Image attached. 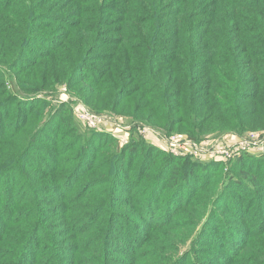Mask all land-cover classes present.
Masks as SVG:
<instances>
[{
    "label": "trees",
    "instance_id": "obj_1",
    "mask_svg": "<svg viewBox=\"0 0 264 264\" xmlns=\"http://www.w3.org/2000/svg\"><path fill=\"white\" fill-rule=\"evenodd\" d=\"M149 125L264 129V0H0V264H264V151L214 177Z\"/></svg>",
    "mask_w": 264,
    "mask_h": 264
},
{
    "label": "built area",
    "instance_id": "obj_2",
    "mask_svg": "<svg viewBox=\"0 0 264 264\" xmlns=\"http://www.w3.org/2000/svg\"><path fill=\"white\" fill-rule=\"evenodd\" d=\"M77 114L79 117L77 119L84 127L97 131L111 129H127L129 131V128L133 126L125 122V124L120 125L112 117H108L107 115L96 116L82 108L77 111ZM117 120L120 123L123 122L121 119ZM148 132L152 131L146 128L144 131L145 136ZM162 140L167 145L164 147L166 152L174 156L189 157L201 161L219 160L227 162L244 153H261L264 151V136H261L257 132H249L243 136L229 134L219 138L200 141L192 140L182 134H170L165 135ZM160 147L163 149L162 146Z\"/></svg>",
    "mask_w": 264,
    "mask_h": 264
},
{
    "label": "rangeland",
    "instance_id": "obj_3",
    "mask_svg": "<svg viewBox=\"0 0 264 264\" xmlns=\"http://www.w3.org/2000/svg\"><path fill=\"white\" fill-rule=\"evenodd\" d=\"M57 91L55 92V91H53V92H49V93H46V92H39L37 95L38 96H42V97H47V98H49L50 100H52L53 101V103L55 104V103H57V101H68V102H71V105H72V109H73V118H74V121H75V123H76V125L78 126V128H79V130H81V131H87V130H89V129H91V128H86V127H84V125H82V123L77 119V118H79L78 117V114H77V111L80 109V108H82V109H85V110H87L89 113H91V114H93V115H96V116H98V115H107L108 117H112V119H114L115 121H117V123H119L120 125H123V124H125V123H127L126 121H125V119L123 118V117H120V116H115V115H111V114H108V113H105V112H102L101 114L99 113V114H97V113H94V112H91L89 109H88V107L84 104V103H82V102H80L78 99H76L75 97H73L74 99H71L69 96H68V92L66 91V88H64V87H59L58 89H56ZM36 94H34V96H35ZM117 119H121L123 122L122 123H120L119 122V120H117ZM125 122V123H124ZM134 128L136 129V131H138V135H141V137L145 140V141H147V142H150V144H152V145H154V144H156V145H160V146H162L163 147V150H164V147L165 146H167V145H165V143H164V141L162 140L163 139V137H165V135L162 133V132H160V131H158L157 129H154L153 127H151L150 125H149V128L147 127V126H143V127H137V126H134ZM148 129V130H151L152 132V135H156L155 136V138H154V140L156 141H153V140H151V139H148V138H146V136H145V134H144V131H145V129ZM140 129V130H139ZM92 130H95V129H92ZM97 131V130H96ZM102 131H108V132H110V133H112L111 131H109V130H102ZM228 132V133H227ZM249 132H257V133H259L261 136H264V129H255V128H250V129H245V130H243V131H239V132H237V131H228V130H225V131H223V132H220V133H215V134H211V135H207V136H205L206 138L205 139H203V140H206V139H212V138H219V137H223V136H226V135H229V134H231V135H237V136H243V135H245V134H247V133H249ZM179 133H184V132H177V131H174L172 134H179ZM130 134H132V131L131 132H129V135H128V139L130 138ZM171 134V133H170ZM166 135H169V134H166ZM182 135H186V133H184V134H182ZM160 140H159V139ZM135 139H137L136 137H135ZM118 142H120L121 144H122V141H118ZM124 142H126V141H124ZM162 149V148H161ZM169 154H171V153H169ZM256 154H260V153H256ZM264 153H262V154H260V155H258V156H256L255 158H258V157H260V159L262 158V162L264 161V158H263V155ZM172 155V154H171ZM174 156V155H173ZM177 157H179V156H177ZM190 159H192V158H190ZM192 160H195V159H192ZM199 161H201V160H199ZM230 169V164H229V161H227V162H224V163H222V165H221V169H220V172H217V174H215V176L214 177H217L220 173H221V175L222 174H224L226 177L230 174V172H225V171H227V170H229ZM231 173H233V170H231ZM226 191V190H225ZM232 192H230V193H234V190H231ZM226 196H228V195H226ZM230 199V197H226L225 199ZM187 244V243H186ZM185 244V245H186ZM211 243H209V242H207V245H209L210 247H211V245H210ZM186 248V246H181V250L183 251V249H185ZM190 263V260L187 262V264H189Z\"/></svg>",
    "mask_w": 264,
    "mask_h": 264
},
{
    "label": "crops",
    "instance_id": "obj_4",
    "mask_svg": "<svg viewBox=\"0 0 264 264\" xmlns=\"http://www.w3.org/2000/svg\"><path fill=\"white\" fill-rule=\"evenodd\" d=\"M109 131L112 132L111 134H112V135H113L118 141H122V143H125L124 141H128L129 131H128L127 129H111V130H109ZM146 138L155 141V140H154L155 137H154V135H152L151 132H148V133L146 134ZM155 142H156V141H155ZM154 145H156V144H154ZM156 146H158L159 148H161L160 145H156Z\"/></svg>",
    "mask_w": 264,
    "mask_h": 264
}]
</instances>
